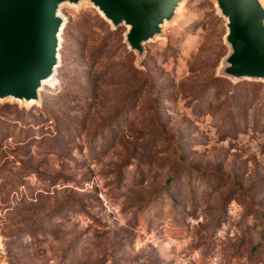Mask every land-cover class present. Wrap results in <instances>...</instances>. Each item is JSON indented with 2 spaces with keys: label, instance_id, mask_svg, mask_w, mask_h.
Masks as SVG:
<instances>
[{
  "label": "rangeland",
  "instance_id": "rangeland-1",
  "mask_svg": "<svg viewBox=\"0 0 264 264\" xmlns=\"http://www.w3.org/2000/svg\"><path fill=\"white\" fill-rule=\"evenodd\" d=\"M60 14L55 84L0 103V264H264V84L218 76L214 4L139 64L90 5Z\"/></svg>",
  "mask_w": 264,
  "mask_h": 264
},
{
  "label": "water",
  "instance_id": "water-1",
  "mask_svg": "<svg viewBox=\"0 0 264 264\" xmlns=\"http://www.w3.org/2000/svg\"><path fill=\"white\" fill-rule=\"evenodd\" d=\"M188 0H0V103L30 107L40 102L42 84L59 66L63 6L87 4L116 29L139 64L144 47L163 37ZM225 21L227 54L218 76L233 83L264 84V5L261 0H210Z\"/></svg>",
  "mask_w": 264,
  "mask_h": 264
},
{
  "label": "bare ground",
  "instance_id": "bare-ground-1",
  "mask_svg": "<svg viewBox=\"0 0 264 264\" xmlns=\"http://www.w3.org/2000/svg\"><path fill=\"white\" fill-rule=\"evenodd\" d=\"M55 81H56V78L54 76L50 80L43 82L42 89H44V86H46V87H52L55 84Z\"/></svg>",
  "mask_w": 264,
  "mask_h": 264
},
{
  "label": "trees",
  "instance_id": "trees-1",
  "mask_svg": "<svg viewBox=\"0 0 264 264\" xmlns=\"http://www.w3.org/2000/svg\"><path fill=\"white\" fill-rule=\"evenodd\" d=\"M171 179H172V178L167 179V180H166V184H170V183H171Z\"/></svg>",
  "mask_w": 264,
  "mask_h": 264
}]
</instances>
